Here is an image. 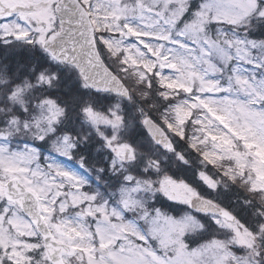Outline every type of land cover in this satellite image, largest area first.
Instances as JSON below:
<instances>
[{
    "label": "snow or ice",
    "instance_id": "1",
    "mask_svg": "<svg viewBox=\"0 0 264 264\" xmlns=\"http://www.w3.org/2000/svg\"><path fill=\"white\" fill-rule=\"evenodd\" d=\"M250 30H264V0H0V42L39 49L53 63L76 69L83 88L129 100L121 74L135 70L139 82L149 90L155 85L166 102L158 120L140 109L157 145L175 151L171 135L186 139L203 163L244 184L253 197H264V37L252 38ZM3 67L13 77L8 98L25 113L24 86H52L57 79L44 69L35 80H21V65ZM34 108L27 118L0 121V264H264V209L256 211L261 222L253 228L162 173L159 159L148 157L143 168L156 171L155 180L128 171L139 153L120 138V103L107 112L90 104L81 109L111 150V171L122 175L114 199L55 156L41 162L32 145L13 146L18 136L44 140L54 134L66 112L50 97ZM189 122L199 135L187 136ZM77 144L65 133L50 147L72 159ZM78 163L87 167L83 157ZM198 176L213 190L221 184L205 170ZM157 192L209 216L227 238L191 246L186 237L204 224L190 213L177 218L149 208L145 194ZM244 203L255 206L254 199Z\"/></svg>",
    "mask_w": 264,
    "mask_h": 264
},
{
    "label": "trees",
    "instance_id": "2",
    "mask_svg": "<svg viewBox=\"0 0 264 264\" xmlns=\"http://www.w3.org/2000/svg\"><path fill=\"white\" fill-rule=\"evenodd\" d=\"M211 26L214 27V25ZM249 35L255 39L264 37V34L260 30H250ZM103 57L107 63H110L106 55ZM4 63L21 65L22 71L18 73L21 80L24 76H27L29 80H35L36 73L44 69L57 74V79L54 80L52 86L43 85L33 89L24 86L25 94L21 99L25 104H28L29 113H25L22 108L16 106L8 98L10 96L9 87L13 77L3 67ZM113 66L117 67L115 64ZM121 78L132 92V99L129 101H124L107 94L93 93L83 88L73 69H69L65 65L53 63L39 49H33L32 46L19 41H13L9 45L0 42V121L8 120L13 116L21 119L27 118L31 112L35 111L33 102L42 97H50L56 100L58 104L64 106L66 109L65 116L57 125L56 132L59 134L68 133L78 139L72 159L77 160L83 157L87 169L98 179L100 183L98 188L101 193L105 196L108 194L112 198L124 183L122 175L111 171L109 167L110 157H105L106 155L109 156L110 152L104 146V140L97 134L95 128L85 121L81 109L85 104H90L98 111L107 112L112 105L120 103L121 114L125 117V127L119 132L120 138L132 144L139 153L137 160L132 162L133 165H129L128 167L130 173L137 176H150L153 179V170H149L147 173L142 171L148 157L161 161L162 173H168V171L171 172L175 169L174 171L177 170V180H183L187 183L196 179L199 171L205 170L210 175L221 179V184L218 186V195L210 196L214 201L232 211L243 223L253 228L256 223L261 222L255 213L259 209H264V197H253L247 192L246 186L242 183L237 182L235 184L231 181L226 183L221 175H216L213 172L212 167L202 162L199 154L189 147L186 139L176 140L177 154H182L184 160L179 159L177 154L171 155L162 152L150 141L139 122L141 117L140 109H145L153 118L157 119L158 112L165 108L166 102L162 101L158 96V89H156L155 85L149 90L139 82L135 70L122 73ZM70 88L71 94H69ZM146 92L148 93L147 98H145ZM153 106H155V109ZM129 124H131V129L128 128ZM101 130L106 135H111L109 127H103ZM84 137H87V139H84ZM22 138L33 139L26 136ZM45 139L44 142L40 141L38 144L50 146L48 138L46 137ZM91 188L96 189L95 186H91ZM246 199H254L255 206L245 204ZM155 203L160 208H167L166 203L158 197L155 198ZM202 222L205 226L204 229L197 233V238L191 240V243L195 244L198 241L208 240L213 238V236L220 239L227 238V235L220 231L207 217H202ZM236 250L238 251V249Z\"/></svg>",
    "mask_w": 264,
    "mask_h": 264
},
{
    "label": "rangeland",
    "instance_id": "3",
    "mask_svg": "<svg viewBox=\"0 0 264 264\" xmlns=\"http://www.w3.org/2000/svg\"><path fill=\"white\" fill-rule=\"evenodd\" d=\"M92 2L93 3H96L97 2V0H92ZM199 2H200V0H199ZM101 15H103L102 13H101ZM94 22H95V20H94ZM260 32L261 33H263L264 34V30H260ZM130 40H132V42H135L134 41V39L133 38H130ZM35 104V102L33 103V105ZM145 110V109H144ZM146 111V110H145ZM162 111H163V109H162ZM32 113V112H31ZM83 117H84V114H83ZM85 118V117H84ZM9 119H11V118H9ZM86 120V119H85ZM87 121V120H86ZM88 122V121H87ZM205 123H207V121H204ZM89 123V122H88ZM190 129L189 130H191V131H189V136L188 137H191L192 135H199V133H198V130L195 128V126L194 125H192V123H190ZM172 135H174V136H176L175 134H172ZM177 138L179 139L180 137H178L177 136ZM181 139H183V138H181ZM15 143L13 142V144L15 145H13L14 147H17V146H22V145H24V144H30V145H32L33 146V144L30 142V139H24V140H22L21 139V137L20 136H18V137H16L15 138ZM25 140H29V141H25ZM187 141V140H186ZM34 147V146H33ZM36 148V147H35ZM40 153V152H39ZM47 156H55V158L57 159V161H59L62 165H64L65 167H67L68 169H71V170H73V171H75V172H77V173H79L81 176H83V177H85L87 180H88V182H89V176H88V174L85 172V170H84V168H82L81 166H80V164L79 165H74L73 163H71V162H69V161H67L66 159H64V158H62V157H60V156H58V155H56V154H52V153H48V152H45L44 154H43V157H42V159H41V162H43V160H44V158L45 157H47ZM201 158V157H200ZM211 167H212V170H213V172L216 174V175H219V169H216L214 166H212V165H210ZM154 175H155V177L157 176V173H153ZM198 176V175H197ZM198 178H199V176H198ZM222 178H224V177H222ZM200 179V178H199ZM224 180H225V182L226 183H228V181L229 180H227V178H224ZM240 184H241V182H239ZM191 187H193L198 193H200V192H203V190L205 191V193H212V194H214V195H217V193H218V188L217 189H215V190H213V189H211V188H209L206 184H204L203 183V181H198L197 180V184H190V183H188ZM156 195L157 194H162L164 197H166L168 200H166L169 204H171V202L172 201H174V200H171V199H169L167 196H165L163 193H160V192H157V193H155ZM150 196H153V194H150ZM175 202H179V203H183V202H180V201H175ZM185 204V203H184ZM172 205V204H171ZM172 206H174V205H172ZM176 209V213H177V208H175ZM186 213H188L187 211H185V210H183V208L182 209H180L179 210V212L177 213L178 214V216H176L177 218L178 217H181V216H183L184 214H186ZM223 239V238H222ZM226 239V238H225ZM209 240V239H208ZM196 241V240H195ZM204 241H206V240H203V241H200L201 243L202 242H204ZM199 241L198 242H196L195 244H193V246H196L197 244H199L200 243ZM236 250V248L234 249V251ZM238 254H240V252L238 251Z\"/></svg>",
    "mask_w": 264,
    "mask_h": 264
},
{
    "label": "water",
    "instance_id": "4",
    "mask_svg": "<svg viewBox=\"0 0 264 264\" xmlns=\"http://www.w3.org/2000/svg\"><path fill=\"white\" fill-rule=\"evenodd\" d=\"M78 72V71H77ZM93 91H96V92H105V91H97V90H95V89H92ZM114 94V93H113ZM126 98V97H125ZM143 125V124H142ZM144 127V126H143ZM145 128V127H144ZM145 130H146V132L148 133V130H147V128H145ZM148 135L150 136V134L148 133ZM150 138H151V136H150ZM152 139V138H151ZM159 146V145H158ZM161 147V146H160ZM162 148V147H161ZM163 149V148H162ZM165 150V149H164ZM189 207L191 208V206L189 205ZM191 209H193V208H191ZM194 210V209H193Z\"/></svg>",
    "mask_w": 264,
    "mask_h": 264
},
{
    "label": "clouds",
    "instance_id": "5",
    "mask_svg": "<svg viewBox=\"0 0 264 264\" xmlns=\"http://www.w3.org/2000/svg\"><path fill=\"white\" fill-rule=\"evenodd\" d=\"M12 118H13V119H19V117H16V116H13Z\"/></svg>",
    "mask_w": 264,
    "mask_h": 264
}]
</instances>
